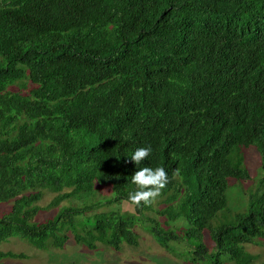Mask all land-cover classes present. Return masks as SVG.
I'll return each instance as SVG.
<instances>
[{
    "label": "trees",
    "instance_id": "1",
    "mask_svg": "<svg viewBox=\"0 0 264 264\" xmlns=\"http://www.w3.org/2000/svg\"><path fill=\"white\" fill-rule=\"evenodd\" d=\"M148 144L149 157L130 159ZM244 147L260 174L229 215L231 181L253 177ZM146 164L170 179L137 203L132 174ZM46 190L49 207L68 204L41 219ZM155 200L163 218L146 215ZM0 202V243L120 250L138 246L141 221L192 264H256L246 246L264 240V0H0ZM10 257L25 254L0 249V264Z\"/></svg>",
    "mask_w": 264,
    "mask_h": 264
},
{
    "label": "rangeland",
    "instance_id": "2",
    "mask_svg": "<svg viewBox=\"0 0 264 264\" xmlns=\"http://www.w3.org/2000/svg\"><path fill=\"white\" fill-rule=\"evenodd\" d=\"M244 156V164L250 169L251 179L243 182L232 180L227 191L228 193V212L231 214L239 210L245 209L248 202L249 193L255 189L257 179L260 172V156L255 147L242 148ZM106 196L110 195V190L106 188ZM55 192L46 190L39 204L43 207L39 217L41 219L49 218L55 215L59 208L68 204L67 200L61 201L57 206H48ZM166 203L157 201L153 203L154 210H150L146 215L157 219L163 218L157 212L164 207ZM10 207V203L0 202V216ZM121 207L124 211L135 212V207L128 201H123ZM104 206L101 209H108ZM179 228L184 224L178 221L172 224ZM135 230L139 233V244L136 247L124 245L120 250H115L105 244L98 242L97 249L89 250L84 245L75 242L66 244L64 248L39 249L31 245L24 239L12 237L8 241L0 243V249L3 251H13L15 253H23L25 257L7 258L2 262L13 264H192L178 256L176 252L182 249L176 246L177 251L174 252L162 246L155 240L151 232L147 228V224L138 221ZM247 250L258 254L256 264H264V240L257 244H248Z\"/></svg>",
    "mask_w": 264,
    "mask_h": 264
},
{
    "label": "clouds",
    "instance_id": "3",
    "mask_svg": "<svg viewBox=\"0 0 264 264\" xmlns=\"http://www.w3.org/2000/svg\"><path fill=\"white\" fill-rule=\"evenodd\" d=\"M153 148L151 144L138 146L131 154L130 159L140 164L145 158L149 157ZM169 173L164 166L152 167L145 165L137 168L132 174V181L138 186L137 189L129 193V199L139 203H151L162 189L169 182Z\"/></svg>",
    "mask_w": 264,
    "mask_h": 264
}]
</instances>
